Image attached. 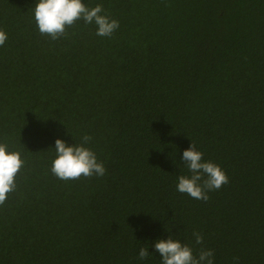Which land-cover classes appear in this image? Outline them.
<instances>
[{"label": "trees", "instance_id": "1", "mask_svg": "<svg viewBox=\"0 0 264 264\" xmlns=\"http://www.w3.org/2000/svg\"><path fill=\"white\" fill-rule=\"evenodd\" d=\"M37 2L0 0V143L25 162L0 264H161L169 236L264 264V0H82L119 28L79 20L56 41ZM84 135L106 174L57 179L55 141ZM191 143L229 178L207 202L176 190Z\"/></svg>", "mask_w": 264, "mask_h": 264}, {"label": "clouds", "instance_id": "2", "mask_svg": "<svg viewBox=\"0 0 264 264\" xmlns=\"http://www.w3.org/2000/svg\"><path fill=\"white\" fill-rule=\"evenodd\" d=\"M102 12V5L90 9L82 0H38L34 8V19L40 35L50 37L53 41L65 37L67 30L79 20L87 25L95 24L97 36L111 37L119 28V22L102 15ZM7 39V34L0 30V47ZM91 140L92 137L84 135L80 145L68 146L63 140L57 139L56 158L52 161L51 173L65 182L90 179L93 176L103 177L106 174L103 163L98 162L95 153L84 146ZM181 159L191 175L178 177L176 190L179 193L207 202V193L217 191L229 183L227 174L218 165L203 161V153L197 151L193 143L183 151ZM24 164L19 152H9L7 145L0 143V206L6 203L9 194L16 191V177ZM193 236L197 245L203 244L202 234L194 232ZM154 248L162 258L161 264H214L212 250L201 248L198 255H194L190 246L171 236L167 240H157ZM148 256V248H141L138 258L144 260ZM233 260L238 264V257Z\"/></svg>", "mask_w": 264, "mask_h": 264}]
</instances>
